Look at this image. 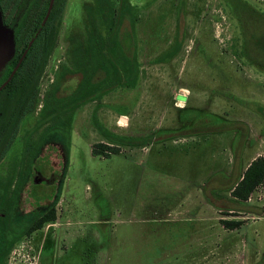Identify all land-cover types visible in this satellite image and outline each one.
<instances>
[{
  "label": "rangeland",
  "instance_id": "1",
  "mask_svg": "<svg viewBox=\"0 0 264 264\" xmlns=\"http://www.w3.org/2000/svg\"><path fill=\"white\" fill-rule=\"evenodd\" d=\"M130 2L138 81L77 107L67 144L56 134L57 146L37 151L32 168L58 179L32 182V204L51 201L56 219L20 234L0 263L264 264V180L246 200L230 192L246 164L264 155V44L252 37L264 43V0ZM92 3L66 0L37 100L0 159V180L22 174L44 126L55 121L36 127L45 93L86 44ZM177 24L178 52L157 61ZM80 77L67 73L59 94ZM98 141L119 150L94 155Z\"/></svg>",
  "mask_w": 264,
  "mask_h": 264
},
{
  "label": "trees",
  "instance_id": "2",
  "mask_svg": "<svg viewBox=\"0 0 264 264\" xmlns=\"http://www.w3.org/2000/svg\"><path fill=\"white\" fill-rule=\"evenodd\" d=\"M9 1L0 0L3 20L14 28L15 38V55L9 61L6 73L17 62L22 52L25 53L4 87L9 97V110L16 111L19 106L25 104L22 110V113H25L37 100L36 83L54 46L57 22L66 0H53L44 21L49 0ZM86 10L90 15L87 22L89 32L86 44L84 47H78V51L72 52L69 63L58 75V82L56 81L45 93L41 117L37 120L36 127L49 118L55 121L44 126L38 141L32 146L30 150L32 160L41 144L56 134L67 144L69 123L72 112L77 107L91 99L101 97L116 86L132 88L138 81L141 64L137 52L135 26L138 18L134 4L130 0H93ZM252 37L255 44L259 46L264 44L261 43L263 40L261 37L254 35ZM179 48L177 24L174 41L159 55L157 61L172 58ZM76 72L81 74L77 83L67 93L59 94L65 75ZM4 76L3 74L0 80ZM14 135L15 131L10 135V141ZM118 150L117 146L98 141L91 152L94 155L109 156L111 152ZM263 180L264 155L258 154L246 164L230 192L236 199L246 200ZM52 206L45 216L46 221L56 217L54 204ZM222 222L230 227H235L239 223L238 220L226 218H222Z\"/></svg>",
  "mask_w": 264,
  "mask_h": 264
},
{
  "label": "flooded vegetation",
  "instance_id": "3",
  "mask_svg": "<svg viewBox=\"0 0 264 264\" xmlns=\"http://www.w3.org/2000/svg\"><path fill=\"white\" fill-rule=\"evenodd\" d=\"M20 58H22V55L19 56L17 62L11 66L7 73L6 70L11 59L8 60L3 67H0V77L3 74L5 75L4 78L0 80V159L12 141H10V135L13 131H15L16 134L19 121L24 115L22 110L25 104L19 106L16 111L9 110V97L4 87L16 70L21 60ZM45 144L57 146L58 141L52 137L49 140H45L39 149ZM30 145L29 143V149ZM28 156L29 158L25 160L26 164L21 170V175L15 178L11 177L9 181L0 180V253L3 254L20 234L26 236L41 228L46 222L45 216L48 210L53 207L52 204H54L51 203V201L45 200L44 202L37 201L32 204L33 199L29 193V185L34 181L50 183L52 180L58 179V173L51 172L49 176L42 175L37 168H32L30 151L28 152ZM39 252H41V249H39Z\"/></svg>",
  "mask_w": 264,
  "mask_h": 264
},
{
  "label": "water",
  "instance_id": "4",
  "mask_svg": "<svg viewBox=\"0 0 264 264\" xmlns=\"http://www.w3.org/2000/svg\"><path fill=\"white\" fill-rule=\"evenodd\" d=\"M53 0H49L48 8L43 21L47 18ZM15 53L14 28L6 24L3 20L2 9L0 7V67H3ZM25 51L22 53L24 55ZM21 59V58H20Z\"/></svg>",
  "mask_w": 264,
  "mask_h": 264
},
{
  "label": "crops",
  "instance_id": "5",
  "mask_svg": "<svg viewBox=\"0 0 264 264\" xmlns=\"http://www.w3.org/2000/svg\"><path fill=\"white\" fill-rule=\"evenodd\" d=\"M182 98H183V96H181ZM53 220H55V219H53Z\"/></svg>",
  "mask_w": 264,
  "mask_h": 264
}]
</instances>
